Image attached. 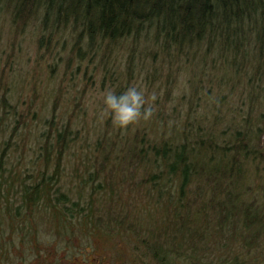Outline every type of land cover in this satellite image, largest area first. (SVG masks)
<instances>
[{"label": "trees", "instance_id": "16d2710c", "mask_svg": "<svg viewBox=\"0 0 264 264\" xmlns=\"http://www.w3.org/2000/svg\"><path fill=\"white\" fill-rule=\"evenodd\" d=\"M0 11L11 51L32 24L44 48L29 101L0 70V264H264V0H0ZM125 46L119 75L112 61ZM197 58L203 75L221 78L188 81L179 127L178 108L168 116L163 106L174 102L173 63ZM96 59L117 94L138 80L162 89L152 123L163 122L161 140L130 127L109 133L110 113L93 143L73 115L62 121L64 95ZM48 60L64 68L46 114L37 73ZM97 70L83 78L91 84ZM227 93L240 95L224 128ZM203 107L213 119L196 118Z\"/></svg>", "mask_w": 264, "mask_h": 264}, {"label": "rangeland", "instance_id": "374dc122", "mask_svg": "<svg viewBox=\"0 0 264 264\" xmlns=\"http://www.w3.org/2000/svg\"><path fill=\"white\" fill-rule=\"evenodd\" d=\"M11 25H10V20L6 19L4 14L0 11V70L3 68L10 69L9 74L11 77L10 79H15V84L18 86H24L25 87V92H22L23 99L25 101H29V93H31V88H32V77L33 74L31 73L32 69L36 65V59L38 57V54L41 53L43 54V50H39L37 46V39L39 38V29L35 24H32L28 30L23 34L18 37L17 42L15 43V48L11 51L13 48L12 46L9 47L10 44V39H11ZM63 41L66 42V54H63L64 58L68 56L69 49L72 45L73 42V37L71 36L70 33H66V35L63 37ZM127 46V45H126ZM122 47L118 49L115 54H114V61H112V68H114V71L118 73L119 75L124 73V67L126 65V60H127V47ZM11 53L12 57H9V54ZM62 56V57H63ZM213 57V56H212ZM210 61V60H209ZM99 59H96L93 64L88 65V64H83L82 65V70L80 71L79 74H76L75 81L72 84L74 90H70L71 86L69 82H65L64 86L66 90H70L69 93L64 95V99L61 102L60 110L58 111V115L62 117V121H66L69 119L70 116H74V126H76L78 129L84 128L83 135H88V139L91 143H93L98 134H103L104 129L107 125V121L109 120V112L105 108L104 102H103V94L106 91H113V89H110L109 85H111V82L108 80H104V73L101 68L98 66ZM59 63V67L57 70L52 71L48 68L49 66H57ZM58 60L52 61L48 60L47 62H42L40 65H38V73H37V79L39 80L38 88H39V99H38V104H37V110L38 113H46L49 114L48 112L51 111V106L52 102L54 100V96L56 94V89L59 86L60 80L63 78V65H61ZM98 67V70L94 77H91V84H89V81L87 82L84 78V70L88 67V77L91 75L92 70L94 69V66ZM204 64V61L201 60L200 58H197L195 61L191 60L190 62H186L184 60H179L176 63H173V87H172V98L174 99V102H172V105H163L164 109L167 111V115L171 116V114L174 112L173 110H170V106H172V109L178 108V113L174 118V121L171 118V122L175 124L174 122L178 123V126L180 127L181 121L184 119L185 116V111H187L188 106L186 105V100H183V104H181L180 99L184 96V98L189 99V96L191 94V86L188 84L189 80H196L197 77H201L200 80H208L209 74H215L213 82L216 84V81H219L221 78V74L216 71H210V69H207L205 72L208 74V77L202 72V65ZM209 67V66H208ZM170 68V65L165 64V67H163V74L165 77L168 74V69ZM8 73V72H7ZM52 73V74H51ZM198 74L197 76H195ZM201 74L203 76H201ZM195 77H194V76ZM117 78L121 79L120 76ZM216 78V81H215ZM211 79V78H210ZM132 82V81H131ZM104 83V86L102 85ZM124 83V80L123 82ZM213 83L214 89L213 93L216 92V85ZM227 81H225L224 86H222V91L225 89ZM76 84V86H75ZM89 84V88L87 89V93L82 96L81 92L85 88V86ZM117 84V83H116ZM131 85H136L145 90L146 97L148 99V103L153 105L154 107V114L153 116L145 121L141 120L138 123L132 124L128 127H130V133L137 132L140 130L144 136L150 139H154L156 137L155 134H158L156 131L159 132L158 136L156 137L158 140H161V134L164 131L163 127V122L161 120L159 121L158 129L152 125L155 121L154 117H156L160 110H162V102L156 104L157 97L159 96V100L163 98L164 92L161 93L162 89H159L158 86H150L149 84H146L142 82V80L138 81H133ZM205 86H208L207 83H205ZM152 88L151 90L149 89ZM232 86H227L231 90ZM207 88V87H206ZM18 90V89H17ZM21 90V88H20ZM239 90V89H237ZM236 91V90H235ZM21 93V91H18ZM65 92V91H64ZM205 92L201 94V97L205 95ZM155 93L156 95V100L153 102L151 100V95ZM161 93V94H160ZM226 93V91H224ZM214 94L211 95L210 102L212 104V100L214 97ZM237 93V96L234 95V97L231 96L230 93H227L228 95L227 99L225 100V105L222 107V110L220 111L221 115L224 116V128L229 125L230 122V117L228 114V111L230 109V106L233 107V109L237 108L238 102L237 100L239 95ZM204 99V97L202 98ZM201 99L200 103H203L202 105H205L206 101H203ZM180 102V103H179ZM209 102V103H210ZM76 103H81V107L78 108V111H74V107ZM208 103V105H209ZM169 106V107H168ZM211 107H203L199 109V112L197 113L196 118L200 119L201 115L207 116L206 119H213L212 118V111L210 110ZM246 108V105L244 106ZM182 110V111H181ZM76 112V114H75ZM264 113V111H263ZM233 114H230L232 116ZM173 116V115H172ZM176 120V121H175ZM170 121H168V125H170ZM156 122V121H155ZM229 123V124H228ZM227 124V125H226ZM117 126L112 119H110L109 123V133L113 134L116 132ZM127 127V128H128ZM172 127V126H171ZM127 128H122V133H126ZM172 132H175L173 129ZM171 132V133H172ZM168 131L167 136H171V134ZM97 134V135H96Z\"/></svg>", "mask_w": 264, "mask_h": 264}, {"label": "clouds", "instance_id": "9594fccd", "mask_svg": "<svg viewBox=\"0 0 264 264\" xmlns=\"http://www.w3.org/2000/svg\"><path fill=\"white\" fill-rule=\"evenodd\" d=\"M151 100L155 102V93L151 95ZM103 102L113 122L120 128H127L141 120L147 121L154 114V107L148 103L145 90L136 85L127 87L119 94L106 91Z\"/></svg>", "mask_w": 264, "mask_h": 264}]
</instances>
